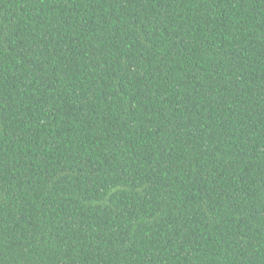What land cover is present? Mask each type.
<instances>
[{"label": "trees", "instance_id": "1", "mask_svg": "<svg viewBox=\"0 0 264 264\" xmlns=\"http://www.w3.org/2000/svg\"><path fill=\"white\" fill-rule=\"evenodd\" d=\"M0 264H264V0H0Z\"/></svg>", "mask_w": 264, "mask_h": 264}]
</instances>
